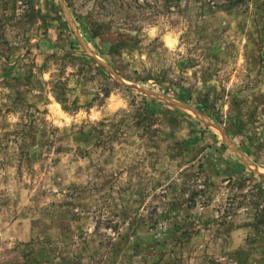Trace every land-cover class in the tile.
<instances>
[{"label": "rangeland", "instance_id": "1", "mask_svg": "<svg viewBox=\"0 0 264 264\" xmlns=\"http://www.w3.org/2000/svg\"><path fill=\"white\" fill-rule=\"evenodd\" d=\"M0 264H264V0H0Z\"/></svg>", "mask_w": 264, "mask_h": 264}, {"label": "trees", "instance_id": "2", "mask_svg": "<svg viewBox=\"0 0 264 264\" xmlns=\"http://www.w3.org/2000/svg\"><path fill=\"white\" fill-rule=\"evenodd\" d=\"M229 5L232 6V3H230ZM229 5H227V6H229ZM227 6H225V7H227Z\"/></svg>", "mask_w": 264, "mask_h": 264}]
</instances>
